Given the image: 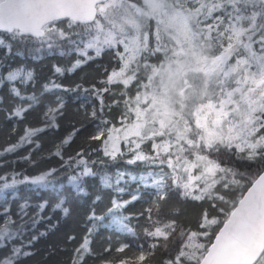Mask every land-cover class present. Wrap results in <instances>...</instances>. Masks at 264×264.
<instances>
[{"label":"snow or ice","instance_id":"1","mask_svg":"<svg viewBox=\"0 0 264 264\" xmlns=\"http://www.w3.org/2000/svg\"><path fill=\"white\" fill-rule=\"evenodd\" d=\"M15 45L75 56L70 66L53 65L61 76L105 53L114 65L87 87L50 79L26 95L17 83L35 85L34 70L0 59V85L20 101L0 108L16 121L0 145V264H21L47 234L31 233L49 201L31 205L21 186L55 192L52 210L67 216L62 193L87 196L82 185L96 176L109 198L99 211L104 197L92 200L69 264H264V0H0V50L6 57ZM57 92L79 93L83 114L62 134L66 102ZM45 93L55 99L45 103ZM38 107V120L19 134ZM53 159L57 167L36 175L16 167ZM139 202L141 210L125 214ZM101 228L142 234L147 246L129 256L132 245L117 239L113 250L110 235L98 253Z\"/></svg>","mask_w":264,"mask_h":264},{"label":"trees","instance_id":"2","mask_svg":"<svg viewBox=\"0 0 264 264\" xmlns=\"http://www.w3.org/2000/svg\"><path fill=\"white\" fill-rule=\"evenodd\" d=\"M37 46L33 45H15L12 49L10 55L5 57L6 50H0V59L4 60V63L11 68H16L21 65L25 67V69H32L35 72L36 82L35 85L29 84L27 86L20 85L17 83V87L21 88V91L24 94H32L35 92L37 95L42 91L43 85L45 82L50 79L56 80L58 83H62L68 87H75L78 83H83L85 87L88 86L89 83L95 81L99 78L100 72L103 71L105 66L111 69V66L114 65V61H112L113 53H105L101 57L97 58L95 61H90L87 65L82 66L80 69L75 71L74 73H65L63 76L54 73L53 65L57 64L59 66H70L71 61L75 59V56L72 57H61L59 55H50L46 51L45 52H37L35 50ZM94 55V53H91ZM111 62V63H110ZM7 71V68L4 69ZM9 85L5 83L4 85H0V97H4L2 103H0V108H8L15 103H20L19 99H13L8 92ZM55 95H63L66 102V115L65 119L61 122V134L64 131V128L71 122L81 120L83 118L82 113H77L76 109L79 107V102L76 100V96L79 93H67L64 94L62 92H57ZM55 95L52 93H45L43 100L47 103L49 100H54ZM42 112V108L38 107L35 111L30 112L28 114L27 120L20 123L19 134H22L24 123L34 122L38 120L40 113ZM6 113L0 111V145L4 144L9 134L12 131L13 125L16 124L15 120H7ZM79 126V125H77ZM70 130V129H68ZM84 138V133L81 134L80 137L77 138L76 144L79 145L82 143ZM18 139V134L12 136L13 142ZM45 141H49L52 139V134H47L43 137ZM48 144H45V150L47 149ZM75 147V145H74ZM27 152L26 149L19 150L17 155L23 156ZM37 156L40 153L36 154ZM8 159H15V157H8ZM235 166L238 167L241 171L249 170V166L246 163H241L234 161ZM56 160H50L45 163H42L38 168H32L29 165L20 162L17 164V170L27 169L29 175H36L39 171L45 169V167H57ZM119 167H124L123 163L118 165ZM252 168H255V165H252ZM109 171H114V168H109ZM97 171H102L101 169H97ZM66 184V179L62 181ZM88 195H79L74 191L66 190L62 194L67 197V201L64 204V207H68L70 209V214L65 216L60 209L55 211L52 210V205L58 202V197L55 192H52L50 189H37L35 191H29L28 189L21 186L20 195L27 197L29 203L31 205H36L43 200H48L49 204L45 211L42 213L44 217L43 220L37 225L36 231L31 233L32 235L38 234L40 231H46L45 236L39 237L37 241L34 242L31 251H33L34 255L24 258L21 261V264H69L71 257V249H73L76 245L79 244L80 239L86 232L85 226V218L88 214V211L92 207V200L96 195H102L104 197L103 201L97 202V210L99 211L104 207V203L107 201L108 192L107 189H101L99 183V176L96 177H88L85 179L82 185ZM134 188L135 185L133 184ZM125 199L128 197L125 196ZM19 202V201H17ZM143 202L134 203L129 206L128 213H134L143 207ZM15 210V207L13 208ZM35 211V208H31L29 213L31 215L32 212ZM51 217V219H48ZM135 223V221H134ZM75 235L76 240L67 243L66 236L67 235ZM111 235L113 241V250L119 246L116 243L117 239H119L123 243H128L132 245V250L128 253L129 256L132 255L136 250V244L138 243H147L143 240L142 234L141 239L137 240L131 236L118 235L113 234L108 229L101 228L98 230L94 238V243L92 247L96 252H101L103 247L107 246V238ZM27 239V237H26ZM63 249V250H62ZM7 249L0 251V256L6 253ZM87 264H99L98 260H93L91 257L88 259Z\"/></svg>","mask_w":264,"mask_h":264},{"label":"rangeland","instance_id":"3","mask_svg":"<svg viewBox=\"0 0 264 264\" xmlns=\"http://www.w3.org/2000/svg\"><path fill=\"white\" fill-rule=\"evenodd\" d=\"M91 54V53H90Z\"/></svg>","mask_w":264,"mask_h":264}]
</instances>
